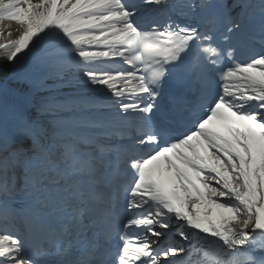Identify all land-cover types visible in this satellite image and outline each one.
I'll return each instance as SVG.
<instances>
[{"label": "snow or ice", "instance_id": "6c2138e0", "mask_svg": "<svg viewBox=\"0 0 264 264\" xmlns=\"http://www.w3.org/2000/svg\"><path fill=\"white\" fill-rule=\"evenodd\" d=\"M3 20L0 264H264V0Z\"/></svg>", "mask_w": 264, "mask_h": 264}, {"label": "bare ground", "instance_id": "6f19581e", "mask_svg": "<svg viewBox=\"0 0 264 264\" xmlns=\"http://www.w3.org/2000/svg\"><path fill=\"white\" fill-rule=\"evenodd\" d=\"M18 31H19V26L16 25L15 23L8 20L0 21V41L7 43L9 39L17 38ZM9 33H11L10 36ZM6 54L7 53L5 50L0 49V58L6 56ZM0 64H3L5 68L13 67L12 62H7L3 59H0ZM30 68H31V63L30 62L25 63L21 71H28Z\"/></svg>", "mask_w": 264, "mask_h": 264}]
</instances>
